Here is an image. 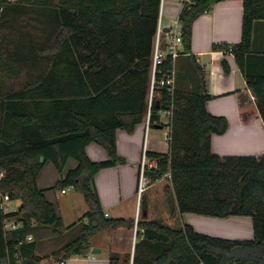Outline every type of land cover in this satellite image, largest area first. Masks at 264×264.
Returning a JSON list of instances; mask_svg holds the SVG:
<instances>
[{
    "label": "trees",
    "instance_id": "trees-1",
    "mask_svg": "<svg viewBox=\"0 0 264 264\" xmlns=\"http://www.w3.org/2000/svg\"><path fill=\"white\" fill-rule=\"evenodd\" d=\"M219 1L184 3L178 16L181 48L175 59L168 56L159 66L150 97L161 0H0L2 11L49 9L55 23L53 39L40 48L49 61L46 72L18 90L0 91V263L47 264L50 258L57 262L87 255L97 233L134 228L133 218L105 215L94 176L124 163L117 153V129L131 133L146 119L150 125L161 124L159 115L166 112L168 153L146 151L157 167L145 168V174L151 183L169 181L164 191L170 213L250 216L253 239H222L189 224L172 227L139 217L136 237H142L134 245L132 264H264V155L221 157L211 152V135L224 133L227 120L207 112L210 96L203 70L190 54L194 20ZM242 6L241 40L213 49L234 55L264 122V73L254 72L249 63L253 25L264 20V0H242ZM4 16L0 14V26ZM2 54L0 71H21ZM223 67L228 71L225 61ZM173 69L170 93L158 81ZM89 143L104 148L108 159L90 160L85 151ZM69 158L77 167L57 185L80 192L88 210L64 226L36 179L46 161L61 174ZM5 197L18 200L17 209L5 211ZM7 221L17 223L16 228L5 229ZM40 229L54 237L70 231L69 240L50 256L38 255ZM108 258L110 264H129L130 255L111 252Z\"/></svg>",
    "mask_w": 264,
    "mask_h": 264
},
{
    "label": "crops",
    "instance_id": "crops-1",
    "mask_svg": "<svg viewBox=\"0 0 264 264\" xmlns=\"http://www.w3.org/2000/svg\"><path fill=\"white\" fill-rule=\"evenodd\" d=\"M187 1L189 0H161L158 23L164 29L165 38L180 31L178 16ZM242 13V0H222L215 3L210 11L197 17L192 24L190 54L203 70L210 96L205 108L209 114L222 116L227 120L228 126L224 133L211 135V152L221 157L264 155V122L255 96L234 55L229 51L213 49V45L238 43L241 40ZM177 48L180 50L181 45ZM251 53L254 56L249 60L252 70L264 73V20L254 22ZM224 61L228 66L226 72ZM167 121L168 117H162L160 113L159 123L162 125H150L146 119L137 124L131 133L124 129L116 130L117 153L124 158V163L100 169L94 176V186L106 216L133 218L135 226L132 229L119 227L97 233L90 238V245L91 248H99V253L92 254L89 251L87 255H74L66 259L65 264H110L108 257L111 252L122 257L129 254V264H132L134 245L142 237H136V221L139 217L144 220L160 219L172 227L189 224L199 233L222 239H253L250 216L214 217L189 212L170 213L165 196L158 190L161 179L151 183L142 194L143 202L140 204L137 187L141 155L143 151L168 153ZM85 151L92 161L108 159L105 149L96 143H89ZM76 167L77 162L69 158L60 174L51 161H46L36 179L37 186L43 189L46 199L54 205L64 226L72 224L88 210L80 192L72 186L62 188L57 185L69 170ZM19 204L18 200L7 201V205H13L8 211L17 209ZM42 231L46 230H38L35 252L47 255L38 252L39 241L42 239L39 232ZM69 233L70 231H64L59 237ZM139 255H142L141 252ZM53 263L50 258L47 264Z\"/></svg>",
    "mask_w": 264,
    "mask_h": 264
},
{
    "label": "rangeland",
    "instance_id": "rangeland-1",
    "mask_svg": "<svg viewBox=\"0 0 264 264\" xmlns=\"http://www.w3.org/2000/svg\"><path fill=\"white\" fill-rule=\"evenodd\" d=\"M8 1L15 2V0ZM2 13L5 16L0 26V52H3L1 57L4 61L11 62L16 69L21 68L20 72L11 75L3 70L0 71V91L3 93L18 90L31 79L46 72L49 61L41 54L40 48L53 39L55 23L49 9L29 6L24 12L20 10L16 13L13 10L0 9V14ZM160 39H165L164 34H161ZM162 117H167L166 112H162ZM168 182L166 178H162L158 186L159 192H162L165 198L164 187L169 184ZM150 185L148 179L144 192ZM12 207L13 205H7L4 210L8 211ZM39 234L42 239L39 241L38 252L41 254H51L60 244L69 240L65 234L62 237H54L49 230Z\"/></svg>",
    "mask_w": 264,
    "mask_h": 264
},
{
    "label": "built area",
    "instance_id": "built-area-1",
    "mask_svg": "<svg viewBox=\"0 0 264 264\" xmlns=\"http://www.w3.org/2000/svg\"><path fill=\"white\" fill-rule=\"evenodd\" d=\"M161 34L164 33L163 27L158 23L157 32L155 35L154 43H153V52H152V70H151V88H150V97L153 93L154 83H155V74L160 72L159 66L163 63V61L171 56L172 59H175L178 55V46L181 45V37L180 31L173 33V35L169 38H165L164 40L160 39ZM173 83H174V69L170 72L166 77H162L158 84L160 86L167 85L168 91L170 93L173 92ZM157 160L152 159L146 155V151H143L140 160V170L138 177V187H137V197L140 198L142 193L146 189L148 178L145 174V168H156ZM65 190L63 189L62 192ZM7 198H4L2 203V207L5 209L7 206ZM17 223L12 221L5 222V229H13L16 228ZM31 239V236H28V240ZM53 264H65V260H60L54 262Z\"/></svg>",
    "mask_w": 264,
    "mask_h": 264
},
{
    "label": "water",
    "instance_id": "water-1",
    "mask_svg": "<svg viewBox=\"0 0 264 264\" xmlns=\"http://www.w3.org/2000/svg\"><path fill=\"white\" fill-rule=\"evenodd\" d=\"M40 161H43V156H40ZM90 251L92 254H94V253H99L100 249L99 248H91Z\"/></svg>",
    "mask_w": 264,
    "mask_h": 264
}]
</instances>
